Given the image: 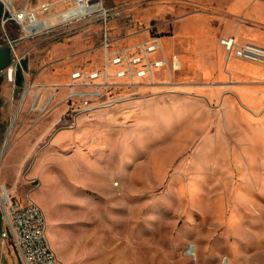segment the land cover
Masks as SVG:
<instances>
[{
    "label": "rangeland",
    "instance_id": "1",
    "mask_svg": "<svg viewBox=\"0 0 264 264\" xmlns=\"http://www.w3.org/2000/svg\"><path fill=\"white\" fill-rule=\"evenodd\" d=\"M96 2L107 14L62 21L59 14L75 1L44 0L51 10L39 13L46 28L37 36L15 22L4 28L0 19V45L6 35L24 37L17 54L31 91L76 69H100L106 19L115 49L144 41L150 31L162 36L170 59L181 53L173 84L166 68L156 69V81L166 85L98 109L93 121L81 118L48 148L54 129L37 160L24 164L29 143L63 114L58 101L68 88L61 85L55 109L43 117L29 112L30 97L22 102L23 89L14 91L5 78L0 184L24 200L30 192L42 207L48 241L63 264H264V92L235 89L215 63L218 51L208 61L211 72L200 69L224 8L261 21L264 8L245 0ZM28 124L38 126L24 134ZM35 177L33 186L42 185L31 191L26 179ZM5 228L0 210V264H23L16 248L2 243Z\"/></svg>",
    "mask_w": 264,
    "mask_h": 264
},
{
    "label": "built area",
    "instance_id": "2",
    "mask_svg": "<svg viewBox=\"0 0 264 264\" xmlns=\"http://www.w3.org/2000/svg\"><path fill=\"white\" fill-rule=\"evenodd\" d=\"M1 1L5 6L4 14L0 16L4 28L9 22H15L22 27L28 37L45 32L46 27L41 25L38 15L49 12L51 4H42L36 9H30L27 6L16 9L12 0H9L11 5ZM83 1L91 2V0ZM5 13L9 16H5ZM103 29L102 66L98 70L76 69L70 74L69 83L65 85L68 92L63 94L58 101V105H65L66 108L63 114L55 120L54 129L56 131L54 133L62 129L76 130L81 118L95 120L94 114L98 109L112 107L131 96L140 95L142 91L147 92L148 89L166 85L156 81V69L166 68L170 75L168 83L173 84V73L179 67L166 55L161 35L149 31V36L144 41L115 49L108 30L107 19ZM6 36V42L0 46H9L12 50L13 63L9 67L13 70L12 79L8 77L9 68L0 71V74L13 84L14 91L23 89L22 102L25 103V98L30 97L28 108L30 113L43 117L50 114L55 109L53 103L58 98L62 86L38 84L31 91L24 75L23 58L17 54L18 43L24 37ZM220 44L226 52V58L234 56L264 64V47L252 43L240 44L235 36L221 38ZM155 55H161V57L152 59ZM17 72L24 78L21 87L16 84ZM119 91L128 93V96L120 95ZM109 99L112 101L110 102ZM26 180L33 188L31 191L39 186H33L37 180L40 182L37 178ZM12 191L8 190L4 184H0V210L6 224L5 230L1 233L3 245L12 244L18 251L23 264H63L48 241L47 218L42 207L30 199L28 195L30 192L24 200Z\"/></svg>",
    "mask_w": 264,
    "mask_h": 264
},
{
    "label": "crops",
    "instance_id": "3",
    "mask_svg": "<svg viewBox=\"0 0 264 264\" xmlns=\"http://www.w3.org/2000/svg\"><path fill=\"white\" fill-rule=\"evenodd\" d=\"M12 1L16 9H19L23 6H27L30 9H36L40 7L37 6L33 0H12ZM42 1L44 4V0ZM240 1L243 2V0ZM245 1L251 5L259 6V8H264V1H260V0L258 1L245 0ZM224 10L227 16L220 18L221 29L219 34L217 33L218 35L222 36V38L228 36H235L240 44L252 43L264 47V21H261L262 19L259 20L247 16L245 13L237 11L234 8H229V9L224 8ZM238 17H244L245 21L240 22L238 20ZM217 34L215 33L214 35L213 44L212 42L209 43V41L207 44H205V46L208 47L209 49H207L208 52L203 57L205 61L203 68L198 65L201 71H203L204 74H209L211 72V65H213V63L210 65L208 61L213 62V58H214L213 53L215 51H218L219 58L217 57L215 63L221 69L222 74H224L227 79L232 81V84L233 86H235V89L245 86H251V87H259L260 89H263L264 92V64L247 62L240 58H236V57L234 58L233 56L230 58H226V52L224 48L221 46ZM170 60L175 61L180 69L181 66L183 65L182 61H184L185 58L184 56H182L181 53L179 54L178 52H175L173 53V56ZM70 74L71 72L66 74V77L63 78L64 81L58 80L55 82L44 83V84H49V85H62L63 83L68 84ZM37 126L38 125L28 124L27 126L28 128L25 130L24 134L31 132ZM53 130H54V123L52 121L49 124V126H47V129L42 133L40 137L34 139L31 143L28 142L30 145L25 153L28 156L25 158L24 164L30 163L31 160H33L34 158L37 157L38 154H40V152L42 151L41 150L42 143H44L45 141L44 137L47 136L48 133H51ZM56 135L57 133H54L50 137L48 148L51 145L52 139L56 137ZM34 160L36 161L37 158Z\"/></svg>",
    "mask_w": 264,
    "mask_h": 264
},
{
    "label": "bare ground",
    "instance_id": "4",
    "mask_svg": "<svg viewBox=\"0 0 264 264\" xmlns=\"http://www.w3.org/2000/svg\"><path fill=\"white\" fill-rule=\"evenodd\" d=\"M5 1L8 5H11V1L9 0H3ZM76 6L68 9L67 11L59 14V17L62 18V21H69L73 18L76 17H82L90 14H97V13H103L105 10L102 8V4L100 2L96 3H87L83 0H75ZM64 16V17H63ZM41 25H45L44 21H41ZM15 124V122H13ZM114 185H116L114 183ZM40 187V186H39ZM14 192V191H12ZM195 246V245H194ZM192 251L195 252V249L192 248ZM226 264V261L225 263Z\"/></svg>",
    "mask_w": 264,
    "mask_h": 264
},
{
    "label": "water",
    "instance_id": "5",
    "mask_svg": "<svg viewBox=\"0 0 264 264\" xmlns=\"http://www.w3.org/2000/svg\"><path fill=\"white\" fill-rule=\"evenodd\" d=\"M5 6L3 2H0V16L4 14ZM5 16H9L8 13H5ZM13 63V57H12V50L9 46H0V71H3L7 68H9ZM12 68H9V79H12ZM5 81V77L3 75H0V90ZM24 78L23 76L17 72L16 73V84L17 86L21 87L23 86ZM2 100L0 98V104Z\"/></svg>",
    "mask_w": 264,
    "mask_h": 264
},
{
    "label": "flooded vegetation",
    "instance_id": "6",
    "mask_svg": "<svg viewBox=\"0 0 264 264\" xmlns=\"http://www.w3.org/2000/svg\"><path fill=\"white\" fill-rule=\"evenodd\" d=\"M1 75V74H0ZM1 91V90H0ZM2 104H3V101L1 102V104H0V107L2 106Z\"/></svg>",
    "mask_w": 264,
    "mask_h": 264
},
{
    "label": "trees",
    "instance_id": "7",
    "mask_svg": "<svg viewBox=\"0 0 264 264\" xmlns=\"http://www.w3.org/2000/svg\"><path fill=\"white\" fill-rule=\"evenodd\" d=\"M154 34V33H153Z\"/></svg>",
    "mask_w": 264,
    "mask_h": 264
}]
</instances>
